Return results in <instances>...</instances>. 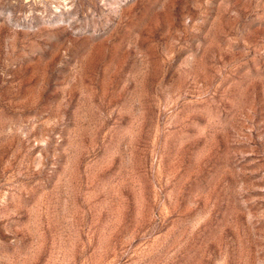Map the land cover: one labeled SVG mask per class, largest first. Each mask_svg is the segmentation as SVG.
Listing matches in <instances>:
<instances>
[{"label": "rangeland", "instance_id": "1", "mask_svg": "<svg viewBox=\"0 0 264 264\" xmlns=\"http://www.w3.org/2000/svg\"><path fill=\"white\" fill-rule=\"evenodd\" d=\"M0 264H264V0H0Z\"/></svg>", "mask_w": 264, "mask_h": 264}]
</instances>
